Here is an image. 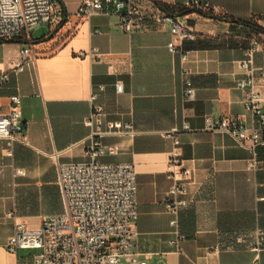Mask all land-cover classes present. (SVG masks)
Returning a JSON list of instances; mask_svg holds the SVG:
<instances>
[{
  "label": "crops",
  "instance_id": "crops-1",
  "mask_svg": "<svg viewBox=\"0 0 264 264\" xmlns=\"http://www.w3.org/2000/svg\"><path fill=\"white\" fill-rule=\"evenodd\" d=\"M84 1L59 0L56 19L22 37L32 42L36 58L19 72L12 67L23 44L0 42V72L10 70L0 87V114L10 111L11 95L19 93L27 136L26 143L15 142L13 155L0 138V264H35V250H8L15 223L9 212L39 229L45 218L65 211L59 164L91 159L86 149L92 130L85 121L96 91L105 121L132 122L135 130L103 137L106 152L99 157L135 165V257L151 264H264V250L251 249L257 230H264V145L257 147L259 164L253 168L249 148L227 132L208 129L205 121L207 115H235L255 125L237 80L243 74L239 61L250 38L258 36L262 49L255 66L264 95V32L253 29L264 27V0H210L211 10L189 13H181L184 0H133L144 19L131 33L114 13L81 14ZM166 11L196 35L180 43L181 53L168 48L171 25L159 20ZM186 78L196 87L192 100L185 97ZM170 131L181 139L182 158L194 169L191 201L179 216L182 253L171 244L173 214L164 202L174 184L167 173ZM109 146L116 152H108Z\"/></svg>",
  "mask_w": 264,
  "mask_h": 264
},
{
  "label": "built area",
  "instance_id": "built-area-1",
  "mask_svg": "<svg viewBox=\"0 0 264 264\" xmlns=\"http://www.w3.org/2000/svg\"><path fill=\"white\" fill-rule=\"evenodd\" d=\"M59 0H0V42L13 40L28 34L38 24L50 23L56 19V5ZM183 6L190 9L211 10L210 0H184ZM79 11L88 16L114 13L125 32H134L142 26V17L133 0H85ZM160 21L171 25L172 40L169 50L181 53L180 43L195 39L194 31L183 26L176 15L166 11ZM262 49L258 36L250 38L245 56L239 61L243 74L237 80V87L245 90L244 104L255 119V125L247 126L235 115L205 117L207 128L229 133L240 146L253 152L251 167L257 168V147L264 145V95L258 86L255 54ZM91 52L81 51L80 55ZM31 41L22 46L19 61L12 69L19 72L25 63L34 60ZM264 73V68L262 69ZM10 70L0 72V87L9 78ZM184 90L187 100L196 95V87L186 78ZM123 83H116V91H123ZM100 90L104 86H100ZM10 111L0 114V138L7 141V153L13 155L15 142H27L25 125L22 121V98L19 93L10 97ZM99 92H94L92 110L86 118L91 134L86 149L88 161L62 162L59 164V180L62 187L65 211L45 218L39 229H30L24 221L17 220L15 212L8 216L15 220L14 234L8 241L9 251L35 250V264H151L138 260L132 252L136 235L139 210L137 206V172L132 162H102L99 157L106 152L102 138L110 135L133 134L132 122L105 121L106 111L98 102ZM189 124L184 129H189ZM172 139L169 151L168 176L174 180L165 197V205L173 218L170 221L175 237L171 244L176 251H184L183 235L180 231V212L190 204L188 186L192 183L194 169L185 164L181 152V139L175 131L167 132ZM108 152L115 153L116 146H109ZM17 173L24 174L23 169ZM251 249L257 253L264 250V230L258 229ZM252 264H260L258 261Z\"/></svg>",
  "mask_w": 264,
  "mask_h": 264
},
{
  "label": "trees",
  "instance_id": "trees-1",
  "mask_svg": "<svg viewBox=\"0 0 264 264\" xmlns=\"http://www.w3.org/2000/svg\"><path fill=\"white\" fill-rule=\"evenodd\" d=\"M184 7V6H183ZM191 11L190 8H186L184 7L181 11V13H189ZM205 15H208L209 13L208 12H203ZM214 17H217V18H221L220 16H215V15H212ZM253 29L258 33V32H264V27H253ZM12 42H18V43H22L23 45L26 44V43H29L28 40H25L22 38V36L18 37V38H15L13 40H11Z\"/></svg>",
  "mask_w": 264,
  "mask_h": 264
},
{
  "label": "rangeland",
  "instance_id": "rangeland-1",
  "mask_svg": "<svg viewBox=\"0 0 264 264\" xmlns=\"http://www.w3.org/2000/svg\"><path fill=\"white\" fill-rule=\"evenodd\" d=\"M23 37V36H22Z\"/></svg>",
  "mask_w": 264,
  "mask_h": 264
}]
</instances>
